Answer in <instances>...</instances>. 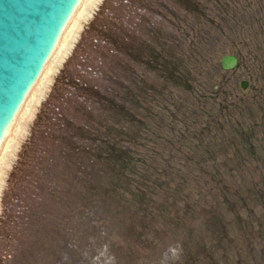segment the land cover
<instances>
[{"label": "rangeland", "instance_id": "1", "mask_svg": "<svg viewBox=\"0 0 264 264\" xmlns=\"http://www.w3.org/2000/svg\"><path fill=\"white\" fill-rule=\"evenodd\" d=\"M80 24L3 165L0 264H264V0H98ZM105 136L134 194L101 213L93 178L44 170Z\"/></svg>", "mask_w": 264, "mask_h": 264}, {"label": "water", "instance_id": "2", "mask_svg": "<svg viewBox=\"0 0 264 264\" xmlns=\"http://www.w3.org/2000/svg\"><path fill=\"white\" fill-rule=\"evenodd\" d=\"M85 0H0V147L20 118L26 100L24 95L43 70L47 57L53 61L56 41H66L71 27V14ZM81 3V4H80ZM225 70L238 64L235 55L222 57ZM243 88L248 82L242 81Z\"/></svg>", "mask_w": 264, "mask_h": 264}, {"label": "trees", "instance_id": "3", "mask_svg": "<svg viewBox=\"0 0 264 264\" xmlns=\"http://www.w3.org/2000/svg\"><path fill=\"white\" fill-rule=\"evenodd\" d=\"M217 67L223 70L221 63H218ZM96 136L97 134L91 136V138H95ZM244 146L247 147L246 149L248 150H257L255 145ZM69 156L81 157V163L79 164L77 160L70 162ZM83 157H85V160ZM86 158L88 161H92L88 162L90 165L89 167H87V163L85 162ZM133 160L134 159L128 148L119 146L112 138L105 136L100 139L89 140L87 145H80L72 150L64 149L59 157L52 162L50 167L45 169L44 172H46L47 176L51 175L53 177L66 171L86 178H93L94 182L87 187L85 207L89 211L95 208L96 211L105 213L109 212L112 208V204H108L106 201L102 200L104 198L101 195L105 192H108L109 199L115 200L113 196L116 195L119 196V199L128 201L125 204V207L132 202V200L125 199V196L128 194H134L131 191V185L133 186L134 184L132 177L135 174ZM119 162L124 163L121 169L126 180V184L121 187L119 182L114 181L110 175L112 173V168H114ZM137 194L144 198V191Z\"/></svg>", "mask_w": 264, "mask_h": 264}, {"label": "bare ground", "instance_id": "4", "mask_svg": "<svg viewBox=\"0 0 264 264\" xmlns=\"http://www.w3.org/2000/svg\"><path fill=\"white\" fill-rule=\"evenodd\" d=\"M97 1L98 0H85L84 5L78 9L76 14L74 15L75 12L71 14V27L68 22L67 26L64 27L65 31H67V29L70 31L66 41L64 39H61V41L60 39H58L56 41V46L58 47V49L54 55L53 61L50 60L49 56L47 57L45 61L46 72L41 70V72L37 76V79L33 81V86H31V89L24 95V99L26 100V106H24L23 113L21 114L17 122L15 120L12 122L13 127L8 130V137H5L6 146L0 147V183L2 181L3 176L2 168L4 167L3 165L6 164V158L10 153L11 147H13L15 136L20 132L21 126L24 125L31 116L33 107L38 101L39 94L42 93V90L47 81L49 80L50 75L53 71H55L58 64L62 61V59L70 49L72 42L75 39V35L81 26V20L87 18L90 9L93 8Z\"/></svg>", "mask_w": 264, "mask_h": 264}]
</instances>
